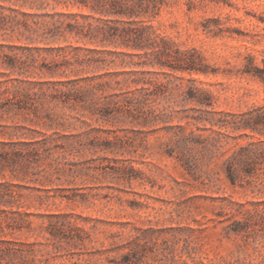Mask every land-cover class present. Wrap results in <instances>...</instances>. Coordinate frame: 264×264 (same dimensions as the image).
I'll list each match as a JSON object with an SVG mask.
<instances>
[{
  "label": "rangeland",
  "instance_id": "374dc122",
  "mask_svg": "<svg viewBox=\"0 0 264 264\" xmlns=\"http://www.w3.org/2000/svg\"><path fill=\"white\" fill-rule=\"evenodd\" d=\"M142 19L171 49L119 59L110 72L129 74L103 79L130 87L131 111L65 109L58 130L0 119V142L18 141L21 126L51 138L20 145L38 149L25 155L0 143V264H264V175L226 174L260 137L213 125L264 106V82L246 73L264 67V0H164Z\"/></svg>",
  "mask_w": 264,
  "mask_h": 264
},
{
  "label": "trees",
  "instance_id": "16d2710c",
  "mask_svg": "<svg viewBox=\"0 0 264 264\" xmlns=\"http://www.w3.org/2000/svg\"><path fill=\"white\" fill-rule=\"evenodd\" d=\"M6 1L11 2L3 0ZM163 1L16 0L22 2L17 8L0 5V119L22 117L47 130H58L66 124L67 114L62 112L65 109L80 107L103 117L120 110L131 111L133 92L123 89L130 87L121 82L115 87L103 79L111 73L129 74L110 72L119 59L120 65L126 67L132 63L125 58L141 57L142 53H152L157 58L170 55V42L142 19L148 15L156 17ZM52 2L55 6L49 10ZM61 5L81 11L58 10ZM24 7L36 11L28 12ZM158 63L163 65L160 59ZM246 73L264 82V67L251 64ZM128 82L137 84L129 79L124 84ZM198 92L202 95L199 103L212 106L211 96L203 90ZM227 116L230 120L213 125L231 128L248 138L260 137L241 146L228 159V180L236 184L248 177L259 178L264 175V106ZM20 129L26 132L12 135L18 141L0 142L12 144L15 155L38 151H28L20 145L48 147L51 143V138L40 131L26 126ZM35 134H40L41 139H36Z\"/></svg>",
  "mask_w": 264,
  "mask_h": 264
}]
</instances>
